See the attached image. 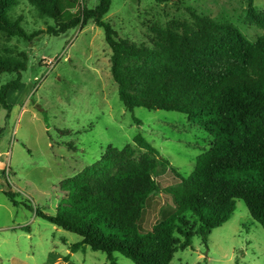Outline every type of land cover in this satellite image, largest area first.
<instances>
[{
    "label": "rangeland",
    "instance_id": "1",
    "mask_svg": "<svg viewBox=\"0 0 264 264\" xmlns=\"http://www.w3.org/2000/svg\"><path fill=\"white\" fill-rule=\"evenodd\" d=\"M73 1L68 0L71 7L66 0L59 2L66 16L83 6L95 9L100 0H76L75 6ZM232 2L228 7L217 0H113L104 21L120 38L153 48L154 28L191 25L192 8L216 22L232 23L256 42L264 32L249 23L247 0ZM254 6L264 11V0ZM10 17L21 21L29 37L0 31V58L20 60L26 53L28 63L19 89L8 93L10 114L0 106V264H111L106 253L87 246L74 252L82 238L39 218L36 210L48 215L63 211L67 197L62 183L98 162L108 147L132 145L138 157L143 155L134 144L143 135L168 162L154 174L160 191L152 195L140 221L148 232L176 211L167 190L179 185L177 174L190 177L215 138L182 113L126 109L111 73L105 31L94 23L56 36L49 33L55 22L27 0H20ZM16 79L13 72L0 75V90ZM185 217L194 235L186 249L185 238L176 235L180 244L171 264H264V229L244 201H237L231 219L213 230L207 244L191 214ZM114 260L135 264L119 253Z\"/></svg>",
    "mask_w": 264,
    "mask_h": 264
},
{
    "label": "trees",
    "instance_id": "2",
    "mask_svg": "<svg viewBox=\"0 0 264 264\" xmlns=\"http://www.w3.org/2000/svg\"><path fill=\"white\" fill-rule=\"evenodd\" d=\"M27 1L55 22L49 33L56 36L90 23L105 31L111 73L126 109L182 113L215 138L190 177L177 174L179 185L167 190L176 211L148 232L140 221L152 195L160 191L154 174L168 162L143 135L134 138L135 146L145 151L140 157L132 145L110 146L98 162L64 181V210L48 215L37 209L36 215L79 235L82 241L73 246L74 252L87 246L106 253L111 264H117L115 253L135 264H171L180 244L176 235L185 238L183 249L194 235L186 213L207 244L213 230L231 219L238 200L264 229V34L251 42L232 23L216 22L189 8L193 23L154 28L149 48L120 38L104 21L113 0L67 16L60 0ZM19 2L0 0V31L27 39L21 21L10 17ZM254 5L247 0L248 21L264 32V11ZM27 63L26 53L20 60L0 58V75L17 74L0 90V106L9 114L8 93L19 89ZM8 196L16 205L15 194Z\"/></svg>",
    "mask_w": 264,
    "mask_h": 264
},
{
    "label": "crops",
    "instance_id": "3",
    "mask_svg": "<svg viewBox=\"0 0 264 264\" xmlns=\"http://www.w3.org/2000/svg\"><path fill=\"white\" fill-rule=\"evenodd\" d=\"M217 1L220 2V4H221V2H226L227 3L226 6H228V7H232L233 6L232 0H228V1L227 0L226 1H224V0H217ZM258 1H260V0H254V4H256V2H258ZM242 4H243V1H242Z\"/></svg>",
    "mask_w": 264,
    "mask_h": 264
}]
</instances>
